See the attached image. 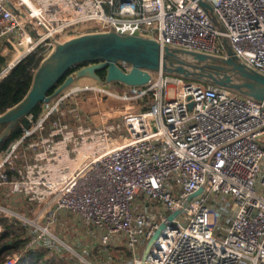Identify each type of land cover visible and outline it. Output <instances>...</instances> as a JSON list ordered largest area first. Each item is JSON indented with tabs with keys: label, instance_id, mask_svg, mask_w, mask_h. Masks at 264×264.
Masks as SVG:
<instances>
[{
	"label": "built area",
	"instance_id": "obj_1",
	"mask_svg": "<svg viewBox=\"0 0 264 264\" xmlns=\"http://www.w3.org/2000/svg\"><path fill=\"white\" fill-rule=\"evenodd\" d=\"M206 1L224 31L197 0H0V44L16 52L0 79L55 39L112 27L221 56L227 35L264 74V0ZM124 85H75L27 115L23 134L0 151V189L37 202L29 217L11 215L31 233L24 246L3 249L1 264H17L42 243L58 249L53 227L67 214L99 232L108 261L111 244L122 241L131 251L122 264H264V102L162 70L147 84ZM130 99L139 101L134 111L102 117L100 105ZM67 113L80 122L73 126ZM4 231L0 220V244L8 245Z\"/></svg>",
	"mask_w": 264,
	"mask_h": 264
},
{
	"label": "water",
	"instance_id": "obj_2",
	"mask_svg": "<svg viewBox=\"0 0 264 264\" xmlns=\"http://www.w3.org/2000/svg\"><path fill=\"white\" fill-rule=\"evenodd\" d=\"M197 2L209 13L215 25L224 31L225 28L212 4L206 0ZM220 38L226 56L162 44L150 36L120 33L114 27L109 30L80 33L65 40L55 39L54 47L36 69L26 95L0 114V126L6 124L0 132V144L10 136L19 121L29 115L39 103L48 102L61 95L82 78H90L104 84L121 82L127 85H144L151 80L152 72L162 70L222 86L264 102V74L249 66L235 53L229 36L222 35ZM85 62L88 63L69 73L50 93L69 70ZM122 63H126L128 68ZM101 70H105L104 76L99 74ZM92 98L93 95H90L89 99ZM138 106V99H130L120 102L114 108L110 103L100 105L99 110L102 117L107 118L118 116L125 111H134ZM177 213L178 211L172 212L168 218L173 219ZM164 227L163 222L148 240L143 258Z\"/></svg>",
	"mask_w": 264,
	"mask_h": 264
},
{
	"label": "rangeland",
	"instance_id": "obj_3",
	"mask_svg": "<svg viewBox=\"0 0 264 264\" xmlns=\"http://www.w3.org/2000/svg\"><path fill=\"white\" fill-rule=\"evenodd\" d=\"M2 48H3L2 52L6 54L8 59H10L14 54V51L11 48V46H9L6 43L3 45ZM78 82H79V80H77L67 90L73 88L75 85L78 84ZM80 82H90V83L93 82V83H99L100 84V82L95 81V80L90 79V78H82V79H80ZM106 85L112 91H123L124 89H126V86L121 82H111V83H107ZM170 93L173 94V89L170 90ZM96 99H97V96H96ZM96 99L93 95V98L89 99V100H90V102L100 101V99H97V100ZM67 104H68L67 105L68 108L73 107L72 106L73 100L72 99L68 100ZM43 107H44V103H43ZM80 113L84 117V118H81V121L85 120V123L88 124V122L86 120L87 119L86 113H83V111H80ZM92 113L94 114L95 112H92ZM67 117H68V119H70L73 126H75L77 123L80 122L79 120H76V117L74 116V114H73V116H72V114H68ZM89 124L95 125L94 122H89ZM1 130H2V128L0 126V132H1ZM120 132L128 133V130L125 127H123V129H121ZM115 134L118 135L119 133H115ZM14 203H12V205L14 204L13 206L18 208V210H17L18 212L20 211V212L28 213L27 216L29 217V214H31V213H30V211H26L27 204H26L23 197L16 198ZM36 205H37L36 201H31L29 203V207H33ZM6 213L9 214L8 218H12L15 221V228L17 230L16 233L19 234V238L25 237L28 239L30 236V233H31L30 232L31 231L30 226L26 225L27 226L26 227L22 223L19 224V219L17 217L11 216V215L15 214L13 212L11 214L10 212H7V211H0V217L4 218V216H6L5 215ZM67 215H66L67 218L63 219L64 226H63V224H62V226H59V224H58V226L54 225V227H53V230L55 231V233L59 237V240L58 239L54 240L55 241L54 244L57 246L58 251L56 252V254L49 252L48 253L49 256L54 258V260H55V258H58V259H56L58 262L62 261L61 258L63 256H70L74 262L70 261L69 264H122L121 262H122L123 257L128 255V249H127V246L125 245L124 242L121 241L117 245L111 244V250L110 251H111L112 259H111V261H108V258L106 257V255L103 251V247H100L101 245L99 244V236H100L99 232L94 231L93 228H86L83 225V223L77 217L73 216L72 214H67ZM70 220H71V222H70ZM75 252H79L81 254L85 253L82 255H84V258H86V259L82 258L81 255H78ZM141 254H142V251L139 252V256ZM61 263H64V262L62 261ZM64 264H66V263H64Z\"/></svg>",
	"mask_w": 264,
	"mask_h": 264
},
{
	"label": "trees",
	"instance_id": "obj_4",
	"mask_svg": "<svg viewBox=\"0 0 264 264\" xmlns=\"http://www.w3.org/2000/svg\"><path fill=\"white\" fill-rule=\"evenodd\" d=\"M46 47H39L36 50L30 52L28 55H26L24 58H22L19 62H17L1 79H0V114L5 112L8 108L12 107L14 104L19 102L28 92L30 89L33 77L36 69L39 67L41 61L46 56L47 53ZM7 56L3 55L0 52V71L2 67L4 66V63L6 61ZM88 62L78 64L76 67L72 68L67 72V74L51 89L50 93L53 92L65 79V77L76 70L77 68L87 64ZM99 74L104 76L105 70L99 71ZM68 104H65L63 107L65 109L68 108ZM43 103H39L31 113H33L35 116H37L40 111L42 110ZM69 114V113H67ZM56 114L53 115L55 117ZM64 118H67V115L64 116ZM25 122L28 123V120L26 117L21 119L19 123L13 128L10 136L5 138V140L0 144V151L5 149L8 144L19 138L23 134V128L21 126V123ZM6 124L1 125V128H3ZM4 218H0L2 222L5 225V235H7L11 242L8 245H2L0 244V264L5 260L4 256L2 255L3 249L7 247H11L13 245H21L24 246L27 242V238H19V234L16 233L17 230L15 228V221L10 220L5 214ZM19 224H21V221L19 219ZM18 224V225H19ZM17 226V225H16ZM113 244V243H112ZM101 247V246H100ZM58 249L51 248L49 246H46L44 243L27 249L20 262L17 264H69L70 261L74 262L70 256H61L62 261L64 263L58 262L56 259L58 258H52L48 255L49 252H52L56 254ZM131 255V251L128 250V255ZM60 260V259H59Z\"/></svg>",
	"mask_w": 264,
	"mask_h": 264
},
{
	"label": "crops",
	"instance_id": "obj_5",
	"mask_svg": "<svg viewBox=\"0 0 264 264\" xmlns=\"http://www.w3.org/2000/svg\"><path fill=\"white\" fill-rule=\"evenodd\" d=\"M3 43H1L0 44V52L3 54V55H6L5 53H3L2 52V47H3ZM14 51V50H13ZM16 55V52L14 51V54H13V56L10 58V59H8V58H6V61H5V63L4 64H6V62L7 61H9V60H11L12 58H14V56ZM93 83V82H92ZM82 85V84H91L90 82H80V80H79V82H78V85ZM97 117H98V115H95V116H93L92 117V119L94 120V119H97ZM19 197H23L24 198V200H25V202H26V204H27V206H26V211H30V213L31 214H29V216L30 215H32L33 214V212H34V208H35V206H33V207H29V200L25 197V196H23V195H19V194H16V195H14V196H7L6 194H5V190L3 189V188H1L0 189V205H2L4 208H6V211L7 212H10V213H12V212H14V213H19L17 210H18V208L17 207H14L13 205L15 204L14 202H15V200H16V198H19ZM10 201V202H9ZM12 203H14L13 205H12ZM16 205V204H15ZM25 211V212H26ZM21 214H24V215H28V213H24V212H20ZM2 214V213H1ZM7 214V216L9 217V214L8 213H6ZM1 218V217H0ZM130 256H125V257H123V259H122V262L121 263H123V260H125V259H127V258H129Z\"/></svg>",
	"mask_w": 264,
	"mask_h": 264
},
{
	"label": "bare ground",
	"instance_id": "obj_6",
	"mask_svg": "<svg viewBox=\"0 0 264 264\" xmlns=\"http://www.w3.org/2000/svg\"><path fill=\"white\" fill-rule=\"evenodd\" d=\"M97 99H102V95L101 94H97Z\"/></svg>",
	"mask_w": 264,
	"mask_h": 264
}]
</instances>
